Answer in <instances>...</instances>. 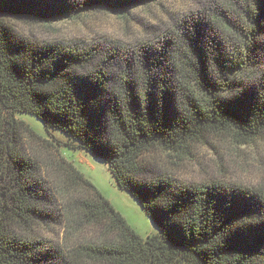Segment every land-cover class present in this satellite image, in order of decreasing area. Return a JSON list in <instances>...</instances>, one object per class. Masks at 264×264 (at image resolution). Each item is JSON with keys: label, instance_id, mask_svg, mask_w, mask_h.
<instances>
[{"label": "trees", "instance_id": "trees-1", "mask_svg": "<svg viewBox=\"0 0 264 264\" xmlns=\"http://www.w3.org/2000/svg\"><path fill=\"white\" fill-rule=\"evenodd\" d=\"M160 1L0 0V264H264V190L183 181L165 165L207 136L264 135V0H195L132 43L40 42L9 21L127 19ZM17 112L103 159L158 232L141 237L62 155L25 154L23 133L45 138ZM57 224L73 240L41 235Z\"/></svg>", "mask_w": 264, "mask_h": 264}, {"label": "rangeland", "instance_id": "rangeland-1", "mask_svg": "<svg viewBox=\"0 0 264 264\" xmlns=\"http://www.w3.org/2000/svg\"><path fill=\"white\" fill-rule=\"evenodd\" d=\"M196 6L198 3L195 0H163L131 11V17L127 19L118 18L113 12L92 11L76 19L49 23L13 17H10L9 21L18 33L40 42L106 38L132 43L155 37L171 23L173 17L182 15ZM15 116L24 120L45 138L34 137L28 132L23 133L22 149L25 154L41 161V165L44 164L42 160L62 155L93 183L141 237L158 232L157 226L144 212L137 199L128 191L118 188L103 159L82 148H72L65 144L68 138L63 132H48L34 114L17 112ZM167 160V171L183 181L214 179L264 190V135L245 145H239L224 136H207L205 141L195 144L186 157L179 160L168 156ZM48 166L47 163L42 167L46 175ZM48 176H52L51 172ZM70 234L64 226L58 224L44 227L41 231L42 236L54 242L73 240L74 236Z\"/></svg>", "mask_w": 264, "mask_h": 264}]
</instances>
